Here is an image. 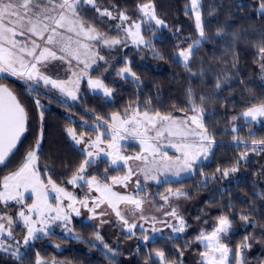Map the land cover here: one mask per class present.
<instances>
[{
  "label": "snow or ice",
  "instance_id": "6c2138e0",
  "mask_svg": "<svg viewBox=\"0 0 264 264\" xmlns=\"http://www.w3.org/2000/svg\"><path fill=\"white\" fill-rule=\"evenodd\" d=\"M89 6L96 13L94 20L87 16L86 9ZM259 7L264 11V3ZM202 8V0H189L185 15H193L198 38L184 48L177 44V51L173 56V60L181 64L193 78H203L206 74L203 66L197 71H193L192 67L201 45L209 40ZM136 11L141 14L138 19H133L116 5L104 7L98 0H0V74H8L24 82L29 92L36 87L55 89L66 98L61 103H66L67 99H82V81H86L87 87L93 92L110 99L114 89L105 83L103 72H107L113 65L100 54L101 48L111 52L132 46L135 49H147L155 58L164 59L156 50L153 40L156 36L155 30L167 28L168 25L157 15L154 0L137 4ZM108 21L115 23L109 25ZM97 23L105 24L109 31H102L96 26ZM145 24L152 26L144 29ZM145 31L152 38H146ZM175 31L176 34L180 32L179 29ZM216 35L223 39L225 30L217 29ZM238 39V34H232L233 44ZM233 44H229V47H233ZM256 48V58L261 72L264 73V37H261ZM233 56L236 54L233 53ZM231 63L235 68L238 60L234 59ZM60 69L67 73L66 78H58V75L54 78L53 74ZM93 71L101 72V76L94 78L91 75ZM50 72L53 74H49ZM116 75L121 79L131 77L137 85L142 83L132 70L131 61L127 59L124 60V66L116 70ZM230 79L227 73L222 77L217 76L215 88L221 89ZM245 90L250 91L247 88ZM187 96L191 115L175 106L173 110L162 112L151 107V100L146 102L147 106L133 101L122 112H113L106 119L97 116L95 122L88 125L91 132L95 133L94 137L83 131L77 132L75 127H68L66 132L70 139L76 145H84L80 149L84 158L68 173L64 183L81 189L84 192L82 196H77L75 192L58 184L48 174H54V169L47 164L41 165V132L18 167L0 178V252L14 258V264H21L26 259L21 246L27 248L37 240L54 235V227H60L81 239L70 227L73 214L76 217L81 215L80 208L87 209L91 214L90 219L108 215L109 211L114 213L125 226L129 237L134 235V230L138 227L137 220H151L165 225L175 234L167 236L166 239L173 242L183 239L182 234L190 224L179 210V205H170V201L189 199V192L182 188H168L166 195L156 193L160 201H163L157 210L162 212L164 218L158 219L154 215L149 217L145 215L144 205L147 203L155 206L157 201L149 199L152 194L141 184L140 178L161 183L160 177L164 175L166 179L163 182L167 183L169 175L179 180L182 174L193 176L200 172L203 187L207 186L209 180L217 179L215 174L205 175L200 168L217 143L214 133L209 131L204 121V97L201 96L197 102L191 88L187 89ZM35 103L38 107H43L39 99ZM176 112L183 114L176 115ZM39 115L43 120V111ZM239 119L244 120L248 129L247 140L238 135L243 130L235 123ZM28 121L29 112L17 94L9 85L0 82V166H7L9 158L14 155V150L27 130ZM83 123L87 124L86 121ZM230 123L232 126L226 131L232 133V141L236 146L242 145L245 151L239 154L231 167L216 169L223 178L239 171V165L246 160L249 151L264 152V138L256 139L251 130L253 123L264 124V100H257L253 96L246 110L239 116H232ZM128 140L138 141L140 145V151L135 155L123 152L122 141ZM166 149H174L175 152L169 155ZM101 154L107 158L104 162L108 167L103 169L104 175L98 177L90 174L88 169L100 159ZM130 161L136 163L135 168ZM109 168L116 172L123 169V174L110 175ZM133 177L139 178L133 181ZM130 182L134 183L132 192L122 193L116 190L118 187L127 189ZM29 199L31 203L27 202ZM166 205L168 211H163ZM104 206L105 210L98 211ZM10 208L14 212H10ZM201 214L206 215L205 210L202 209ZM128 216L133 219L130 221ZM195 219L200 220L201 215L198 214ZM239 220L243 222L242 227L256 226V221L250 219L248 214L241 213ZM203 222L207 224L208 220L205 218ZM233 223L234 220L228 215H220L210 231L201 229L191 242L185 240L184 248H189L191 243L202 245L199 264H247L246 252L254 243L261 242L260 237L250 234L235 248H230L227 238L233 229ZM140 228L143 229V225ZM18 229L23 232L19 239L15 235ZM151 230L153 233L162 231L155 226ZM141 239L149 241L150 237L144 234ZM95 241L101 242L113 257L117 255L116 251L103 242L98 232L95 234ZM91 243L93 247L96 246L95 242ZM176 253L175 260L170 259L164 250L149 252L148 256L152 264H182L180 258L183 251L177 248ZM33 264L58 262H47L37 253Z\"/></svg>",
  "mask_w": 264,
  "mask_h": 264
},
{
  "label": "trees",
  "instance_id": "16d2710c",
  "mask_svg": "<svg viewBox=\"0 0 264 264\" xmlns=\"http://www.w3.org/2000/svg\"><path fill=\"white\" fill-rule=\"evenodd\" d=\"M98 2L104 7L116 5L135 17L138 14L137 4L146 0H98ZM154 2L157 15L168 25L167 28L156 29L153 40L156 50L163 55L164 59L155 58L143 48L127 54L132 70L140 77L141 84L137 85L132 78L112 83V78H115L112 73L107 81L114 89L111 99L105 98L102 94L85 92L81 103L77 104L61 103L37 90L29 92L25 84L10 77H3L0 80L14 90L29 112L26 135L14 155L9 158L7 166L0 167V178L18 167L26 152L32 148L37 136L42 132L40 163L53 168L54 174H48L52 175V179L58 184L66 185L64 181L68 173L74 170L84 158L80 148L67 135L68 127L91 132L82 122L92 123L97 116L121 112L133 101H139L147 106L146 102L151 100V107L162 112L173 110L174 106L186 112L188 111L187 89L191 88L197 102L201 96L204 97L202 105L205 109L204 121L217 141L210 158L203 162L200 168L205 175L215 174L217 179L209 180L207 186L203 187L201 184L203 177L200 172H197L179 181H169L162 185V188L183 187L189 189L190 196L203 193L201 204L210 213L208 216L211 220L215 222L220 215H228L234 220L233 229L228 235L230 246L235 248L245 236L250 234L260 237L261 242L254 243L251 251L246 252V260L247 264H261V261H264V234H262L264 230V159L260 167L256 165L255 160L249 161L248 175L237 181L221 182L216 169L231 167L239 154L244 151L242 145L237 147L232 141V133L226 131L232 126L231 117L239 116L245 111L252 102L253 96L257 100H264V82L261 81L259 62L256 58V45L261 37H264V12L258 11V6L264 3V0H202L205 30L209 40L201 45L192 67L193 71H197L203 66L206 70L203 78L189 76L183 66L173 60L177 44L180 48H184L198 38L193 15L191 13L185 15V7L189 0H154ZM86 12L87 16L94 20L96 13L90 6ZM97 26L103 28L106 25L97 23ZM220 28L225 30L223 39L216 35L217 29ZM176 29L180 30L178 34ZM232 34L239 35V39L234 44L231 40ZM145 36L152 38L147 31ZM229 44H233V47L230 48ZM233 53L236 54L235 57ZM125 59L124 57L120 60L114 69L124 66ZM234 59L238 60L235 68L231 63ZM225 73L231 79L217 90L216 77H222ZM246 88L250 91H246ZM36 99L40 100L43 107L36 105ZM41 111L44 114L43 120L39 115ZM235 123L243 129L238 132V135L243 139H249L244 120L239 119ZM251 130L255 133L256 139L264 138V124L253 123ZM104 161L105 159L100 160L99 166L91 169L90 174L102 177L103 169L108 167ZM243 165L240 163L239 167ZM122 172L123 169L116 172L109 168L110 175ZM241 213L248 214L250 219H254L256 226L242 227L243 222L239 220ZM71 226L81 239L65 237L54 232V235L44 237L23 248L22 252L25 253L26 259L21 264H33L37 253L47 262L56 260L63 264H113V260L115 264H145L146 261L147 264H152L148 256L149 252L164 250L170 259L175 260L177 248H180L183 254H189L195 249L196 251L203 249L202 247L194 248L192 243L189 248H184V241H189L191 237L197 235L196 232L190 231L189 236H183V239L175 242L166 239L167 236L174 235L169 234L157 237L149 243H134L135 245H131L129 249L123 247L126 245L125 241L121 243L122 246L117 247L110 246L109 240L103 241L116 251L117 255L113 257L103 244L95 241V234L99 231L91 222L75 219ZM128 237L126 235V238ZM91 242H95L96 246L93 247ZM183 258H187V255L180 258L182 264H191L190 260ZM0 264H14V258L0 252Z\"/></svg>",
  "mask_w": 264,
  "mask_h": 264
},
{
  "label": "rangeland",
  "instance_id": "374dc122",
  "mask_svg": "<svg viewBox=\"0 0 264 264\" xmlns=\"http://www.w3.org/2000/svg\"><path fill=\"white\" fill-rule=\"evenodd\" d=\"M258 11L264 12V11L261 10V8L259 6H258ZM140 15L141 14L138 12V14L135 17H132V18L133 19H138L140 17ZM107 23L110 25V24H114L115 21H108ZM151 26L152 25H150V24H145L144 25V29H147L148 27H151ZM97 27H99L102 31H105V32L109 31V27H107V26H105L103 28L100 27V26H97ZM112 34H114V33H112ZM134 50H137V49L133 48L132 46H129V47L124 48L122 50L117 49V50H114V51H111V52H109L107 50H104L103 48L100 49V54L105 56V58L107 60H109V62L113 65V67L109 68V70L107 72H103V79L105 80V83L108 84L109 87H111V86L109 85V83H107V81L110 78V75H112V73H114V75H115V78H112V80H111L112 83H118V82L122 81V79L116 75V70L119 69V68H117L116 70L114 68L117 65V63H119L120 60L124 59V57L127 60L130 61V59H128V57H127V54L133 52ZM141 50H142V48H141ZM144 54H145V52H144ZM142 60H143V58H142ZM102 63L103 62H101V64ZM258 68L260 70L261 81L264 82V73L261 72L259 64H258ZM49 74H53V73L50 72ZM53 75H54V78H56V76L58 75V78L63 79V78H66L67 73L64 70L60 69V70H58V72L56 74H53ZM91 75L94 78L100 77L101 76V72L93 71V72H91ZM0 77H10V78H13V79H15V80H17V81H19V82L24 84V82L20 81L19 79L15 78V77H12V76H10L8 74H0ZM128 78H131V77H128ZM34 90H37L40 93L48 95V96H50L52 98H55V99H57L59 101L66 99L55 89L49 90V89H45L43 87H36ZM85 92L100 94L98 92H93L91 89H89L87 87L86 81H82L81 85H80V95L82 96V98H83V94ZM81 101H82V99L78 100V101H71L70 99H67L66 103H77V104H79V103H81ZM185 113H187L188 115L192 114L190 111H186ZM182 114L183 113H178L176 115H182ZM108 116H99V117H102V118L106 119ZM94 122H95V120L92 123H87V124H84L83 122L82 123L84 124V126L88 127V125H91ZM254 124H258V123H254ZM237 126H239V125H237ZM101 130L103 131V129H101ZM77 132H81V131L77 130ZM83 132H85L89 136H93V137L95 136V133H93V132H86V131H83ZM105 139H107V137ZM122 145H124L123 152L125 154H127V155H135L136 153H138L140 151V145H139L138 141H133V140L122 141ZM76 146L78 148H80V149L84 147V145H76ZM166 150L169 152V155H173L174 152H175L174 149H166ZM244 151H245V148H244ZM210 155H209V158H210ZM102 159L106 160L107 158L104 157L103 154H101L100 159L96 161V163L93 165V167L88 169V172L91 173L90 172L91 169H93V168L95 169V167H98L99 166L98 163ZM263 159H264V152L252 153L251 151H249V155L247 156L246 160L241 162L242 165H243V163H245V164L243 166L239 167V171L236 172V173L231 174L228 178L220 177L221 182L237 181L239 178L247 176L248 173H249V168L247 167V165L249 164V161L255 160L256 161V165H258L260 167L261 166V162H262ZM129 163L132 165L133 168L136 167V163L135 162L130 161ZM120 174L122 175L123 172L120 173ZM186 177H189V175L188 174H182V178L181 179H184ZM138 178L139 177H133V181H135V179H138ZM140 179H141V184L147 187L148 193L152 194V195L149 196V199L157 201L155 206H151V205H149L147 203L144 205L145 215L149 216V217L154 215L158 219H163L164 218L162 216V212L157 210L159 208V205L162 204L163 201H160L159 196L155 195L156 193H161V194H165L166 195L167 194L166 190L168 188H172L173 190H175L176 188H182L183 190L189 192L188 191L189 189H185L183 187L174 188V187L165 186L164 188H162V185L165 184L163 181H165V179H166L164 175H161V177H160V180L162 181L161 183H157L155 181H144L142 178H140ZM181 179H179V180H181ZM179 180H178V178L172 177L171 175H169L167 177V181L168 182L169 181H179ZM61 186L67 187L66 185H61ZM67 188H68L69 191L75 192V194H77V196L84 195V192L81 189L74 188L72 186H69ZM133 188H134V183L130 182L127 189H123V188H119L118 187L116 190L120 191L122 193H124V192H129L130 193V192L133 191ZM50 195L54 196L55 193H50ZM93 195H96V194L93 193ZM141 195H143V193H141ZM203 197H204L203 193H196L195 196L194 195L190 196L189 199L181 198L179 201H176V200L170 201V205H176V204L179 205V210L182 212V214L185 216V218L188 220V222L190 224V227L187 229V231L184 234H182V236H189V232L190 231L196 232L197 235H198L201 229H206V230L210 231L212 229L213 225L216 223V221L214 222L213 219L211 220L210 216H208V214H210V213L208 211H206L205 208H204L205 206H203L201 204V201H202ZM27 202L31 203V200L29 199V200H27ZM52 202L55 203L54 200ZM66 203H67V201H65V204ZM78 207H79V205H78ZM105 208H106V206L102 207L101 209H98V211H103V210H105ZM202 209L205 210L206 215L201 214V210ZM9 211L10 212H14V209L10 208ZM163 211H168V206L167 205L164 207ZM80 212H81V215L79 217H76L75 214H73L71 225H72V223H73V221L75 219L91 222L97 228V230L99 231V235L103 238V241H106V240L107 241L109 240V242L111 241L110 242L111 243L110 246H112V247L122 246L121 243L125 241L126 245L123 246V247L129 249L131 245H135L134 243H136V244L149 243L150 241L154 240L157 237L173 234V233H171V230L169 228H167L163 224L154 223L151 220H149L148 222H145V221H142V220H137L138 227L134 230V235H132L131 237L126 238V235L129 236L127 234V232H126V228L119 221V219L115 216L114 213H111L109 211L108 215L101 216V217H98L96 219H90L89 217L91 216V214L87 211V209L80 208ZM198 214L201 215V220L202 221L195 219V217ZM205 218L208 220L207 224H205L203 222ZM128 219L131 221L133 218L131 216H128ZM102 221H107V222L106 223H102ZM71 225H70V227H72ZM140 225H143V229L140 228ZM153 226H155L157 229H161L162 231L158 232V233H153L152 230H151ZM54 232L58 233V234H60L62 236H65V237L75 238L74 235H72L70 233H67L66 231H64L60 227H54ZM75 234L77 235L76 232H75ZM144 234H146V235H148L150 237L149 241H143L141 239V236L144 235ZM15 235L17 236L18 239L22 238L23 232L19 231V229H18L17 232L15 233ZM195 236H193V238L190 236L191 238H190L189 242H191L194 239ZM153 237H155V238L153 239ZM228 238H229V236H228ZM228 238H227V242H228ZM99 244H102V243L99 242ZM192 246L194 248L202 247V245H200L198 243H192ZM228 246L230 248H233L229 244H228ZM23 248H25V247L22 246L21 247V251H22ZM251 249H250V251H251ZM202 250L200 249V250L196 251V249H195L192 252H190L189 254L184 253L183 255H187V258H183V259L184 260L187 259L188 261L190 260L191 264H199V261H200L199 252L202 251ZM45 261H47V260H45ZM58 264H63V263H58Z\"/></svg>",
  "mask_w": 264,
  "mask_h": 264
},
{
  "label": "water",
  "instance_id": "95a60500",
  "mask_svg": "<svg viewBox=\"0 0 264 264\" xmlns=\"http://www.w3.org/2000/svg\"><path fill=\"white\" fill-rule=\"evenodd\" d=\"M5 84H6V83H5ZM26 132H27V130L25 131V133H24L23 136L21 137L20 142H19L18 145H17V149H18L19 145L21 144V142H22L24 136L26 135ZM17 149H16V150H17ZM16 150H14V153L16 152ZM0 167H2V166H0Z\"/></svg>",
  "mask_w": 264,
  "mask_h": 264
}]
</instances>
